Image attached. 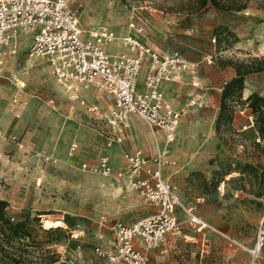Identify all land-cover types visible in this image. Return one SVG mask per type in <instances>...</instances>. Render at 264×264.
<instances>
[{
	"label": "rangeland",
	"instance_id": "obj_1",
	"mask_svg": "<svg viewBox=\"0 0 264 264\" xmlns=\"http://www.w3.org/2000/svg\"><path fill=\"white\" fill-rule=\"evenodd\" d=\"M219 1L228 9L207 5L197 10L194 0H70V5L78 10L85 33L106 26L120 36L133 13L145 24L147 44L162 52L178 51L199 63L209 100L185 113L184 88H171L169 93L183 112L182 120L204 119L208 128L191 139L193 147L186 135H177L172 153L178 163L169 169V180L185 205L193 206L240 245L250 247L256 227L264 222V126L260 131L241 91L221 106V89H217L230 80V74L264 58V0ZM29 42V33H19L18 53L0 65V194L29 197L22 203L5 201L0 217V264H56V256L95 264L99 260L91 253L100 216L131 223L149 214L151 207L113 176L82 171L69 159L68 144L76 140L81 158L96 160L104 146L92 131L97 123L85 106L63 93L43 64L27 58ZM108 49L124 50L120 41ZM209 54L216 55L217 61L208 64L204 57ZM80 94L86 101L99 96L93 89ZM250 116L252 126L236 131ZM138 127L134 124L135 133ZM118 151L117 146L111 151L114 165L120 162ZM16 205L49 216L52 221H46V227L53 221L63 226L50 230L47 240L33 238L31 230L26 242L21 231L11 228L16 219H10L9 211ZM198 238L183 224L180 233L170 237L166 254L152 253L151 264H245L248 260L242 246H230L217 234L211 238L210 252L201 255ZM45 242H62L65 251L57 252ZM241 253L244 261H238ZM260 255L264 264V242Z\"/></svg>",
	"mask_w": 264,
	"mask_h": 264
},
{
	"label": "built area",
	"instance_id": "obj_2",
	"mask_svg": "<svg viewBox=\"0 0 264 264\" xmlns=\"http://www.w3.org/2000/svg\"><path fill=\"white\" fill-rule=\"evenodd\" d=\"M77 12L70 0H0V65L8 56L18 53L19 33H29L27 58L43 64L68 98L79 101L94 119L102 120L105 115L80 92L93 88L112 98L106 122L110 130L99 132L106 148L123 141L129 115L139 117L152 132L154 129L163 132L162 148L156 146L151 156L145 155L140 148L126 151L118 168L111 165L106 153L99 154L94 162L80 158V144L76 140L69 143L67 155L82 171L113 176L125 187L137 191L151 207L149 214L131 223L100 216L96 222V236L106 244L93 246V257L99 260L95 264H151L152 253L166 254L170 237L180 233L183 224L196 233L208 230L225 237L228 245L242 246L247 252V264H259L264 242L263 220L256 227L253 245H240L203 219L193 206L185 205L164 176L165 168L176 165L168 145L175 140L181 111L164 97L160 85L183 72L195 76L199 63L178 51L161 52L147 44L145 24L136 14L130 15L124 32L118 36L106 26L85 33L79 25ZM117 38L124 50L114 53L108 47ZM204 59L210 64L217 61V56L209 54ZM144 63L147 68L143 87L139 88L138 77ZM250 126L251 116L236 131ZM179 213L184 218L181 219ZM202 239L200 252L204 253L209 239ZM55 263L79 264L76 257L60 256H56Z\"/></svg>",
	"mask_w": 264,
	"mask_h": 264
},
{
	"label": "crops",
	"instance_id": "obj_3",
	"mask_svg": "<svg viewBox=\"0 0 264 264\" xmlns=\"http://www.w3.org/2000/svg\"><path fill=\"white\" fill-rule=\"evenodd\" d=\"M155 49H157V48H155ZM159 51H161V50H159ZM33 62H35V61H33ZM146 68H147V64L144 63L143 68H142V70L139 74V77H138V87L139 88L143 87V81H144V75L146 72ZM45 70H46V68H45ZM46 72H47V70H46ZM48 76L51 77L49 74H48ZM234 76H235V72L230 74L228 76V78L231 79V77H234ZM193 83H195V85ZM57 86L60 87L59 85H57ZM160 86H161V90L163 91L164 97L168 101H170L174 105V107L176 109H178L179 111H181V110L176 106L175 100L170 97L169 90L171 88H176V87L181 88V89L184 88V95L186 97L185 113L188 112L189 110H195V109L202 107V103H204L205 100H209L208 99L209 92L207 91L209 89H208V87H206L204 85V81L199 76V71L195 76H191L188 73L183 72L173 80L162 82ZM221 88H222V86H220L217 90L219 91ZM90 89H93V88H90ZM93 90H95V89H93ZM257 90H260V92H257ZM96 92L99 93V96L89 99L88 103L97 105L101 109V111L104 113L105 117L102 120H96L92 117V114L90 112L89 113L91 114V117L94 119V121L97 123V126L92 131L97 132L96 134L99 136L100 140L103 141V145H104V139H103V137H101V135H99L100 134L99 132H101V131L102 132L103 131L108 132L110 130V127L108 126V124L106 122H107L108 113H109L110 108L112 107L113 101H112V98L110 96H108L104 93H100L98 91H96ZM253 92H257L259 95L264 96V78L262 77V74L259 72H255V73L248 74V75L244 76L243 88L241 89V96H243L242 98L246 99L249 96V94L253 93ZM182 115H183V112L181 111L180 121H179V124H178L177 129H176L175 140L171 144L168 145V148L170 149V155L174 159H175V157H174L175 155L172 153V147H173L174 143L176 142L177 135H179V136L186 135L187 139H189L187 144L190 147H193L194 145L191 144V142H192L191 139L195 138L196 135H198V134L206 133L205 131L208 128V122L206 120L202 119V120H192V121L186 122V121L182 120ZM128 121H129V127L127 129H124L123 141L121 143L115 142L112 144L111 147H108V148L103 146V150L101 152V153H106L109 156L110 163L114 168H118L122 165L123 153L126 151H133L136 148H140L144 152V154L148 156L149 155L148 153L151 152V150L153 151L152 154L155 153L156 146H158L159 148L160 147L162 148L164 146L162 130L154 129V131L152 132L149 129V127L145 124V122L143 120H141L139 117H137L136 115H129ZM99 124H105V126L104 127L99 126ZM134 124H137L139 126L138 127L139 131L137 133L134 132ZM75 136L76 137L74 139L78 140L79 139L78 136L76 134H75ZM153 138H154V140H153ZM155 139H156V141H155ZM149 142H150V145L144 146L145 143H149ZM116 146L120 148V151L117 152V154L120 156V162L118 164L114 165L111 161V155H112L111 151ZM176 147L179 148V145H177ZM181 150L182 149L178 150V152H180L179 155H182L184 153ZM80 155H81V152L79 154V157L81 158ZM179 158L181 159V157H179ZM177 163H178V161L176 160V164ZM169 169H174V167H167L164 169V176L168 180L171 176V175H169ZM169 182H170V180H169ZM0 201H6V202H11V203H17V202L22 203L24 201H29V197L27 195H22V196H18V197H14V196H8L7 197V196H3L0 194ZM12 208H13V210L9 211L10 219H12V220L16 219L15 222L26 220L24 223V229L27 230L28 232H30L32 230L31 231L32 237L34 235L39 239H42V240L46 239L47 240L50 230L58 229V228H61L63 226V223H61L60 221H53V222H47L46 223L47 227H46L45 222L46 221H52V220L46 218V217H49V216H45L46 214L38 213L34 209H27L26 208L25 210H23L22 209L23 205L12 206ZM11 213H14L15 215H12ZM178 216L181 219L184 218V216L180 213L178 214ZM203 219H205V218H203ZM198 234H199L198 239L200 240L199 251L201 249V243L203 240L202 238L204 237V238L209 239V242H208L209 245H208L206 251L204 253L200 252L201 255L205 256L211 250V245H212V239L211 238H213L215 235L208 230H205V232L198 233ZM25 239H26V242H29L27 240L30 239V236L25 235ZM101 242L102 241H99L98 239L93 241V243H95V244H99V243L100 244H106L105 242H102V243ZM45 243H46V246H48L49 248L56 249L57 252L63 253L65 251V246H64V243L62 244V242H57V243L45 242ZM91 254L93 255V253H91ZM153 256H155V254H153ZM238 256H239L238 261H244L245 260V256L242 253L238 254ZM248 260H249V257H248ZM248 260L245 264L248 263ZM259 264H260V260H259Z\"/></svg>",
	"mask_w": 264,
	"mask_h": 264
},
{
	"label": "trees",
	"instance_id": "obj_4",
	"mask_svg": "<svg viewBox=\"0 0 264 264\" xmlns=\"http://www.w3.org/2000/svg\"><path fill=\"white\" fill-rule=\"evenodd\" d=\"M197 10L204 8L207 5L215 7L216 9H228L225 8L219 0H194ZM255 72H259L262 74L264 78V58L254 62L253 65L245 67L242 71L237 70L234 77L224 83L221 88V98H220V105L224 103L225 99L232 97L231 95L234 92L241 91L243 88L244 76L248 74H252ZM246 100V106L249 109V113L255 115L256 120L259 121V129L260 131L263 129L264 126V96L259 95L257 92L250 93L249 96L244 99ZM259 137V136H258ZM6 206L5 201H0V217L4 216L3 207ZM26 220L18 221L12 223V227L16 232L21 231L26 236H29V232L24 229V223ZM9 224V223H8Z\"/></svg>",
	"mask_w": 264,
	"mask_h": 264
},
{
	"label": "bare ground",
	"instance_id": "obj_5",
	"mask_svg": "<svg viewBox=\"0 0 264 264\" xmlns=\"http://www.w3.org/2000/svg\"><path fill=\"white\" fill-rule=\"evenodd\" d=\"M94 29H96V28H94ZM117 41H119V38H117L115 42H117Z\"/></svg>",
	"mask_w": 264,
	"mask_h": 264
}]
</instances>
